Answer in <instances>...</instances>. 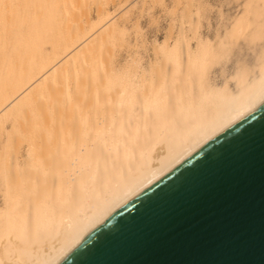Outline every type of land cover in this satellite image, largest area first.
<instances>
[{
    "label": "bare ground",
    "instance_id": "6f19581e",
    "mask_svg": "<svg viewBox=\"0 0 264 264\" xmlns=\"http://www.w3.org/2000/svg\"><path fill=\"white\" fill-rule=\"evenodd\" d=\"M12 1L0 4V264H56L126 197L264 100V52L233 84L210 79L228 31L166 36L145 62L127 52L117 66L113 53L99 56L109 25L64 26L67 0H37L35 12ZM245 1L234 24L264 13V0Z\"/></svg>",
    "mask_w": 264,
    "mask_h": 264
},
{
    "label": "water",
    "instance_id": "95a60500",
    "mask_svg": "<svg viewBox=\"0 0 264 264\" xmlns=\"http://www.w3.org/2000/svg\"><path fill=\"white\" fill-rule=\"evenodd\" d=\"M56 264H264V100L126 197Z\"/></svg>",
    "mask_w": 264,
    "mask_h": 264
},
{
    "label": "rangeland",
    "instance_id": "374dc122",
    "mask_svg": "<svg viewBox=\"0 0 264 264\" xmlns=\"http://www.w3.org/2000/svg\"><path fill=\"white\" fill-rule=\"evenodd\" d=\"M67 1H69L68 14L71 15V16L69 15V17L70 19H72L73 17L75 20L74 19L70 20L71 23L65 22L64 20H67L68 15L67 13L65 14L63 12V15L61 14L59 17V21L62 19L60 22L61 24L63 22L64 26H69L70 24H72V22L73 24L80 22L81 24L83 23L84 26H88L89 21H91L90 23L95 24V26L93 27L94 30L95 28L96 29L99 28V30H101V28L109 25L107 30L104 31L106 35L104 32H102L100 36L102 35L110 36L111 39L109 37V39L107 40L108 42L106 41V43H104L106 45L104 47L103 46L101 47L99 56H101V58L106 59V57L108 58L109 54L113 53L111 54L113 55V58H115L114 60L115 63L113 62V65L119 66L121 64L120 61H123L124 58L126 57L128 58L129 54L137 55V53H139L140 56L142 54V57L144 55L145 59L143 58V62H145L148 59L146 57H148V55L150 56L153 53V52L151 53V51H153L154 48L152 46H154L156 43L162 42L166 36L168 37V42H171V38L173 39L174 36L175 37L193 36V34L194 35L197 34L196 36H198V34L201 33V36L203 37L208 36L214 38V35H216L217 31L218 34L221 36L223 35L225 36V32L228 31L229 33L228 35L226 34L225 39L223 37L224 39V45L222 46L223 48L221 46L218 47V45L214 46V48H216L217 51L214 57L213 56L209 57L212 58V60H210L212 62H209L212 65L210 64L211 66L208 67L209 68L208 75L210 76V79L212 80L213 83L215 81H216L215 83H219L220 81L228 77L229 82H232L233 84L234 80L229 77L230 74L232 76L233 75L232 73L240 68L241 69L247 68V70L255 68L254 70H256L257 68L255 67L256 62L259 59V56L262 54V52H264L263 50L264 49V13L260 16L261 14L260 12V14H258L259 17L257 16V20H256V17L253 18L252 17L253 15L251 16L252 13L247 12V14L245 15L246 19L244 18L245 20L242 21L244 25L243 24L241 25V20L240 23L239 21H237L239 24L238 23L234 24L235 22L234 19L238 17L240 14H242V12H244V8H247L245 4H242L244 3L243 1L245 0H189V1L187 0H111V1L110 0H73V1L67 0ZM8 2L9 0H0V4L2 6L7 7ZM62 2L63 0L60 2L57 1L59 5ZM30 3L32 5L30 12H35V10H37V0H31ZM79 4L81 6L83 5L84 6L79 7ZM85 4H87V6ZM98 5H101L103 7L101 8L102 10L98 9L100 8V6L98 7ZM10 6L15 8L20 7L21 0H13L12 3H10ZM73 8L74 10L77 9V11L74 12ZM260 9L263 10V8ZM1 10L2 9L0 6V12ZM82 10H84V13L82 12ZM87 10L88 12H86ZM100 11L101 14L103 15L99 13ZM86 14L88 15L86 16ZM78 18H80V20ZM82 18H85L87 20ZM96 18H100V19L97 20ZM67 23L69 24L67 25ZM179 24L181 25V27ZM7 26L8 25L4 26V28H6ZM110 26L112 30H110L109 28ZM229 26H231L230 28L232 29H230ZM179 27L183 28L182 30L184 31H181ZM238 27H240L239 30H237ZM2 29L3 26L0 25V30ZM219 30L221 31L219 32ZM230 30L232 31L231 34H230ZM249 30L252 31V33L253 31L259 32V34H257L259 36L256 38V36H254L256 35L255 33H253V35L251 34L250 36L249 33L251 32ZM236 33H238L237 34L238 36L236 35ZM117 41L120 43H118ZM191 42L194 43V39H192ZM127 52H129V54ZM217 52L219 53L218 55ZM118 53L121 54H119V56L115 55ZM116 57L117 58L119 57L118 59L120 60H118ZM213 75L214 78L217 77L215 78L216 80L214 78L212 79ZM232 84L230 83L231 86H233Z\"/></svg>",
    "mask_w": 264,
    "mask_h": 264
}]
</instances>
